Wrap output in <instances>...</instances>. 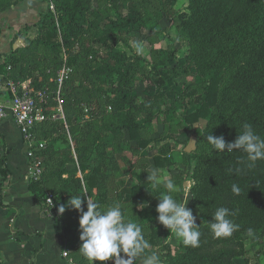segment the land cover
I'll list each match as a JSON object with an SVG mask.
<instances>
[{
    "label": "trees",
    "instance_id": "obj_1",
    "mask_svg": "<svg viewBox=\"0 0 264 264\" xmlns=\"http://www.w3.org/2000/svg\"><path fill=\"white\" fill-rule=\"evenodd\" d=\"M52 1L55 8L48 5L40 12L38 22L33 24L37 29L36 36L27 37L25 44L12 50L10 56L0 54V81L8 77L14 80L31 78L37 87L49 85L54 88L52 76L46 74L48 66L37 74L38 67L30 62L41 47L56 56L59 66L65 62L71 68L63 95L70 130L76 137L77 157L71 152L69 143L66 149L57 144L58 138L65 133L62 123L52 120L37 123L34 129L36 142L31 146L34 155L30 160L39 161L44 170L29 181L28 188L44 213L52 217L57 233L78 235L69 255L87 264L89 261L79 251L83 243L79 226L81 213L68 208L67 201L71 196L87 195L89 198L93 195L94 202L105 210L113 206L116 195L113 183L122 180L124 175L118 153L139 152L157 143L158 138L145 134L154 118L164 111L161 102L150 107L151 102H140L133 90L146 78L160 89L169 86L170 82L177 83L173 73L181 70L182 65L179 64L176 39L167 31L168 27L159 26L161 19L172 23L167 6L175 0H144L156 9L152 20L144 19L139 11L135 19L128 18L120 10L113 17L94 6L91 0ZM12 4V0H0V9ZM113 4L116 5L115 1ZM175 15L179 33L190 40L192 58L202 77L201 99L191 109H185L183 98L193 90L189 84L185 88L177 84L173 87L178 98L171 108H182L175 122L183 126L185 133L197 136L195 150H183L187 158L196 157V163L192 170L186 171L180 186L183 189L185 179L194 180L189 187L191 201L201 211L200 220L195 221L201 233L199 245L192 247L169 240L167 230L162 228L158 219L148 220L151 216H158L156 210L138 208L160 193L151 188L147 171L139 172L140 179L132 180L126 197L123 192L119 194L122 201L117 204L121 205L128 220L142 228L151 245L145 255L151 250L157 251L161 264H232V259L227 256L231 251L228 245L243 239L249 229L260 236L264 232V160L248 167L250 162L246 153L241 150L229 153L226 149L224 153L216 152L207 136L223 135L226 142H234L243 131V125L248 123L264 138V0H188ZM131 26L144 27L166 39L164 47L152 51L148 74L134 71L138 63L145 61L140 54H129L126 49L117 47L121 39L119 30H128ZM78 42L80 51L73 49ZM94 44L106 50V58L97 56V49L92 47ZM2 57H5L3 61ZM94 63H99L100 68H95ZM0 93L9 97L6 90H0ZM162 95L165 97L164 93ZM85 96H89L86 102L91 104L92 112L100 107L102 111L100 117L97 113L80 124L79 110ZM101 99L104 102H100ZM142 112L148 115L139 118ZM201 119H205L204 126L198 124ZM126 132L135 144H122ZM55 133L57 136L48 142L47 138ZM79 138L83 140L79 142ZM41 139L46 140L42 147L39 146ZM154 139L156 143H152ZM61 140L65 142L66 139ZM170 146L168 140L156 146V166L173 163L172 158L167 157ZM108 147L111 151L107 150ZM4 161L1 157V181H7L9 176ZM79 170L83 172L82 177L77 175ZM233 184L239 187V194L233 193ZM49 193L53 195V205L46 202ZM152 200L158 201V198ZM59 205L65 206V211L57 215L55 211ZM82 207L87 210L86 199ZM220 207L235 213L229 219L239 227L230 237H216L211 231L214 213ZM218 245L222 247L217 248Z\"/></svg>",
    "mask_w": 264,
    "mask_h": 264
},
{
    "label": "rangeland",
    "instance_id": "obj_2",
    "mask_svg": "<svg viewBox=\"0 0 264 264\" xmlns=\"http://www.w3.org/2000/svg\"><path fill=\"white\" fill-rule=\"evenodd\" d=\"M115 1L116 5L114 6L113 2ZM91 0L92 4L94 6H98L104 11L105 13L110 14L113 17H116L117 11L120 10L123 15L127 16L130 19L136 18V12L139 11L143 14L144 19L146 20H152L155 17L156 9L150 4H146L144 0ZM51 3L53 4L52 9L55 8V5L53 1L47 0V7L48 5L51 7ZM188 0H175L174 2H169L167 9L169 17L172 20V23H170L169 20L161 19L159 21V26L167 29L170 32V34L176 39L175 46L178 50V56H179V64L182 65L181 70L174 71L173 75L175 80L177 81L176 85H181L182 88H185V85L189 84L191 86V89L193 91H190L185 99L186 108L191 109L195 103H197L202 96V89H201V81L202 77L197 71V66L195 61L192 58L191 53V43L190 40L179 33V26H178V19L176 18V11L181 6L187 5ZM46 10V9H45ZM171 25V27L169 26ZM35 29V28H34ZM37 34V29L35 32L31 33L27 37H35ZM119 35L121 36V39L117 43V47L124 48L127 50L129 54H133L134 52H137L144 58V62L138 63L135 67L136 70H134L137 74H140L143 72H146L144 74H148L147 71L149 69V63L153 59L152 51L156 49H160L161 47H164L165 44V38L162 36V34H159L157 32H154L152 30L146 29L144 27L142 28H134L130 27L128 30L121 29L119 30ZM26 37V38H27ZM25 38V40H26ZM89 43V41H86ZM87 43V44H88ZM25 44V41H24ZM99 44H94L92 47H95L97 49V56L100 58H106V50L102 49ZM139 48V51L137 50ZM74 50L80 51L81 45L80 43H76L73 47ZM65 51V49L63 48ZM64 53V52H63ZM66 59V56L64 55V60ZM58 59L56 56L45 50L44 47H41L31 58V63L35 64L36 67V73L40 74V69L45 68L48 66V69L46 70V74H50L52 76L51 79H55L57 77L59 69L64 65V63L59 66L57 63ZM58 67V68H57ZM95 68H100L99 63H94ZM35 72V71H34ZM56 74V75H55ZM175 83L170 82L169 86L165 88H158L153 83V81L150 78H146L143 82H139L134 87V92L136 93V98L140 102H151L149 104L150 107L154 106L152 104H158L161 102V108L166 111L162 112L161 114L157 115L154 118V123L151 126V128L148 129L145 135L151 137V138H158L157 143L156 139L152 143H156L155 145L150 146L149 149H144L139 152L132 153L131 151L123 152L124 156L121 155L120 159V166L123 169L124 176L122 179L124 181L126 180L128 186L132 182V180L138 181L140 179L139 175L142 171L149 172L152 169H159L161 174L172 179L173 182L176 184L177 188L179 189L177 192L173 193L174 198L178 202H187V207L190 208L193 212V215L196 217L195 221L200 220L201 217V211L198 209V207L191 201V188L189 187L191 184H193L194 180L192 178L185 179V181H188L184 186L183 189L181 188V181L184 178V174L188 170H192L194 167V164L196 163V157L189 159L186 156H184L183 150L185 146L188 144L189 139L191 135L194 134H188L185 133L184 128L181 124L176 123L175 120L177 119V116L182 111V108L171 110V108L174 107L175 100L178 98L175 94V87H173ZM175 85V86H176ZM55 86V84H54ZM162 93L165 94V97L162 95ZM98 95V94H97ZM90 96V95H89ZM89 96H85L82 102H84L81 105V108L79 110V116L80 120L82 121L80 124L85 123L84 120L87 118H91L92 115H98L100 117V113L102 111V107H100L97 111L92 112L91 110V104L89 102H86V99ZM96 96V95H95ZM103 97V96H102ZM63 109H64V115L66 117L67 126L62 123V119L60 121L58 120H52V121H58L64 125V136H60L58 139L59 146L62 148H67L68 143L71 145L70 137L72 138V141L75 145L76 137L73 136L71 130H70V124L67 118V112H66V106H65V96L63 95ZM99 100V99H98ZM103 100V101H102ZM96 101V99H95ZM97 102V101H96ZM100 102H104V99H101ZM50 104L52 106L55 105V101L51 100ZM161 109V110H162ZM50 111L53 112L51 109ZM57 112V111H54ZM98 113V114H97ZM148 113L142 112L138 115L139 118L147 116ZM82 118V119H81ZM79 119L77 121H79ZM76 121V122H77ZM198 124L200 126L205 125V119H201ZM54 136H57L55 133L54 135L49 136L50 138H47V141L49 142ZM66 139L65 142L61 139ZM44 141V144H46L45 139H41ZM83 139L79 138L78 141L81 142ZM168 140L170 142V151L167 153V157L172 158L173 163L171 165L158 167L154 164V154L157 152V147L161 141ZM126 142L135 144L134 141H131L128 137V133H124V137L122 140V144L125 145ZM65 148V149H66ZM142 161V163H141ZM140 172V173H139ZM190 184V185H189ZM166 191V189L161 186L159 189V192ZM152 198H156L152 196L146 203L145 206L147 208L154 209L156 208V205L159 203L158 201H153ZM140 208V205H138ZM151 218V219H150ZM148 220H151L150 222H153V220L157 219L155 216H151ZM149 222V223H150ZM152 224V223H151ZM162 225V224H161ZM162 228L167 230L166 233H168V239L172 240L173 242H182L181 239L177 238L174 233H170V230L165 228L162 225ZM253 234L249 235L248 232L244 234V238L241 239L239 242L232 243L228 245L227 248H231V253L229 252L227 254L230 259H232V264H264V232L263 235L260 236L259 233L252 231ZM260 236V237H259ZM203 239H207V237H202ZM222 245H218L217 248H221ZM226 248V246H224ZM223 247V248H224Z\"/></svg>",
    "mask_w": 264,
    "mask_h": 264
},
{
    "label": "crops",
    "instance_id": "obj_3",
    "mask_svg": "<svg viewBox=\"0 0 264 264\" xmlns=\"http://www.w3.org/2000/svg\"><path fill=\"white\" fill-rule=\"evenodd\" d=\"M12 1L10 7L0 9V54L7 53L8 56L12 50L24 45L25 38L36 31L33 24L38 22L40 12L47 8V0ZM4 59L5 57L1 58L2 61ZM1 75L0 72V77ZM6 98L7 94L0 93V103ZM70 141L71 152L77 157V149L71 137ZM107 150L111 151V148L108 147ZM26 151L27 144L22 132L11 112L7 110L6 116L0 122V159L4 158L3 166L9 169L7 181H1L0 175L1 263L70 264L63 252L73 249L72 245L78 235L57 233L52 217L44 213L43 208L36 203L28 188L31 179L28 176L29 160ZM121 155L124 156V153H118V161H121ZM43 170L42 164V172ZM77 175L82 177L83 172L79 170ZM113 186L116 194L113 197L115 205L122 201L119 196L121 192L125 194L124 197L128 195L129 186L124 179L117 180ZM89 199L94 201V196H89ZM60 207L61 205L55 211L57 215L61 213ZM121 255L124 256L123 253ZM107 261L115 264L114 259ZM96 262L104 263L98 260ZM133 264H142V257H137Z\"/></svg>",
    "mask_w": 264,
    "mask_h": 264
},
{
    "label": "clouds",
    "instance_id": "obj_4",
    "mask_svg": "<svg viewBox=\"0 0 264 264\" xmlns=\"http://www.w3.org/2000/svg\"><path fill=\"white\" fill-rule=\"evenodd\" d=\"M139 51V48H137ZM212 149L219 153H224L225 149L231 153L233 150H241L247 154L250 162L248 167H254L258 160H264V138L257 134L252 125L245 123L243 131L237 136L234 142H226L223 135L207 136ZM147 180L151 183L153 190H159L163 186L166 191L159 195L156 205L157 219L160 224L174 233L186 246L196 247L199 245L200 231L195 223L196 217L188 208L187 202H178L173 193L179 189L172 179L161 174L159 169H152L147 172ZM233 193L239 194L240 189L235 184L232 186ZM86 199L87 210L82 207ZM147 204H140V208L147 207ZM67 207L75 209L81 213L79 226L81 229L80 240L83 242L79 248L81 254L90 262L107 261L114 259L115 264H133L137 257H142V264H161L157 251L151 250L149 241L145 238L142 228L134 222L128 220L122 213L121 205L115 204L106 210L99 204L89 199L87 195L71 196L67 201ZM59 211L63 213L65 206H61ZM235 215L226 207L218 208L211 223V231L216 237H230L233 231L238 229L229 216ZM252 235V229L248 230ZM124 254V256L121 255ZM126 257V258H125Z\"/></svg>",
    "mask_w": 264,
    "mask_h": 264
},
{
    "label": "built area",
    "instance_id": "obj_5",
    "mask_svg": "<svg viewBox=\"0 0 264 264\" xmlns=\"http://www.w3.org/2000/svg\"><path fill=\"white\" fill-rule=\"evenodd\" d=\"M52 6L53 4L51 3V8ZM70 71L71 68L64 63L59 69L57 77L53 80L55 84L54 88H51L49 85L37 87L33 84L31 78L14 80L8 77L5 81H0V90H6L9 93V97L3 103H0V122L6 116L7 110H9L27 144L26 155L29 160L34 155L31 146L36 142L34 129L37 123L45 120L62 119L64 125L67 126L63 109V88ZM51 100L55 101L54 106L50 104ZM51 109L53 112L50 111ZM39 146H44V142L40 141ZM41 173L42 164L37 160H30L28 166L29 178H37ZM46 202L53 205L52 193L47 195ZM63 255L68 258L70 264H83L70 256L68 250H64ZM94 264L102 263L94 261ZM103 264H109V262L104 261Z\"/></svg>",
    "mask_w": 264,
    "mask_h": 264
},
{
    "label": "water",
    "instance_id": "obj_6",
    "mask_svg": "<svg viewBox=\"0 0 264 264\" xmlns=\"http://www.w3.org/2000/svg\"><path fill=\"white\" fill-rule=\"evenodd\" d=\"M14 46H16V44ZM196 141H197V136L195 134L194 135H191L188 144L184 148L185 151L186 152H191V151L195 150V148H196ZM186 183H187V181H185V184Z\"/></svg>",
    "mask_w": 264,
    "mask_h": 264
}]
</instances>
